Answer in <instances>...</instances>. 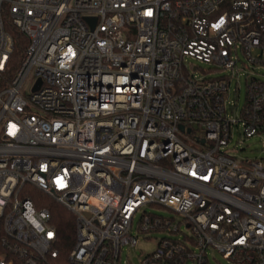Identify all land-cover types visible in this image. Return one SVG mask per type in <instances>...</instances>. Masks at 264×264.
<instances>
[{
  "label": "built area",
  "instance_id": "built-area-1",
  "mask_svg": "<svg viewBox=\"0 0 264 264\" xmlns=\"http://www.w3.org/2000/svg\"><path fill=\"white\" fill-rule=\"evenodd\" d=\"M260 67L264 0H0V264H122L141 239L142 264H264V158L227 148L264 133L262 80L228 110ZM34 189L74 215L68 253Z\"/></svg>",
  "mask_w": 264,
  "mask_h": 264
},
{
  "label": "rangeland",
  "instance_id": "rangeland-1",
  "mask_svg": "<svg viewBox=\"0 0 264 264\" xmlns=\"http://www.w3.org/2000/svg\"><path fill=\"white\" fill-rule=\"evenodd\" d=\"M190 63H195L200 66L201 69L207 71L211 68V66L207 63H201L192 58L188 59ZM200 74V73H199ZM201 75V74H200ZM254 76L264 82V67L260 68H251L244 69L240 72L238 76H236L230 86L229 91V101L232 104H229L228 110L229 114L232 118L239 117V111L244 106L246 100V92H247V81L248 78ZM239 88V90H237ZM236 103V107H234L232 111V107ZM240 129L242 128L241 124H239ZM239 127H235L234 136L231 142L228 145V150L231 155L236 156L238 159H261L264 158V133L260 135L253 136L251 138H245L239 133ZM191 145L198 147L201 150H205L207 148L206 145L197 144L196 142H190ZM149 211H156L164 216H173L171 211L168 209H157V208H148ZM139 217L135 220V224L137 223ZM135 231V230H134ZM186 231V230H185ZM187 232V231H186ZM152 237L161 238L164 236L163 233H154L151 234ZM155 240L146 241L141 239L136 248H128L125 247L121 253V263L122 264H142V256L151 252L155 248ZM213 256L215 259H213ZM211 263L212 264H232L229 260L224 259L222 255L216 252H211Z\"/></svg>",
  "mask_w": 264,
  "mask_h": 264
},
{
  "label": "trees",
  "instance_id": "trees-1",
  "mask_svg": "<svg viewBox=\"0 0 264 264\" xmlns=\"http://www.w3.org/2000/svg\"><path fill=\"white\" fill-rule=\"evenodd\" d=\"M4 24L7 32L14 39V51L11 58V64L14 71L18 67V64H20L29 41L9 18H4ZM27 195L34 200L38 209L46 208L50 211L52 215L51 223L55 226L58 234L57 247L63 254L68 253L74 247L76 242V222L74 215L58 202L47 197L36 189Z\"/></svg>",
  "mask_w": 264,
  "mask_h": 264
}]
</instances>
